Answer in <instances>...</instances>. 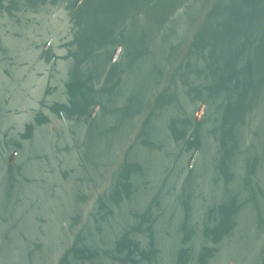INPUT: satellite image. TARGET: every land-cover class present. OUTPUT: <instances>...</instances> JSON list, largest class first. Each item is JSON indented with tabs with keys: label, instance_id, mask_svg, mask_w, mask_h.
I'll use <instances>...</instances> for the list:
<instances>
[{
	"label": "water",
	"instance_id": "1",
	"mask_svg": "<svg viewBox=\"0 0 264 264\" xmlns=\"http://www.w3.org/2000/svg\"><path fill=\"white\" fill-rule=\"evenodd\" d=\"M0 264H264V0H0Z\"/></svg>",
	"mask_w": 264,
	"mask_h": 264
}]
</instances>
